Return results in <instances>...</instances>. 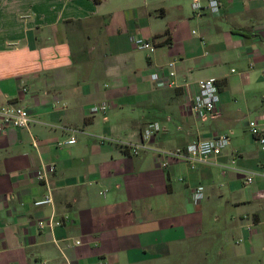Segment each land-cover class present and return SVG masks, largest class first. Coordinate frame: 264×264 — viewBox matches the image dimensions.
<instances>
[{
	"label": "crops",
	"instance_id": "0c3cea01",
	"mask_svg": "<svg viewBox=\"0 0 264 264\" xmlns=\"http://www.w3.org/2000/svg\"><path fill=\"white\" fill-rule=\"evenodd\" d=\"M191 2L0 0V106L34 119L0 132V264H264V152L247 126L264 107V0L200 15ZM169 62L175 84L158 87ZM201 78L220 92L205 120L190 109ZM151 122L152 147L229 143L208 163L164 168L121 143ZM48 191L53 203L35 206ZM50 217L61 224L37 227Z\"/></svg>",
	"mask_w": 264,
	"mask_h": 264
},
{
	"label": "built area",
	"instance_id": "2783aa9c",
	"mask_svg": "<svg viewBox=\"0 0 264 264\" xmlns=\"http://www.w3.org/2000/svg\"><path fill=\"white\" fill-rule=\"evenodd\" d=\"M191 9L196 15L202 14L203 10L208 9L211 13H218L220 10L219 0H206L205 3L200 0H192ZM130 42L138 50H152L154 45L150 39H146L141 35H131ZM173 63H168V71L160 72L155 77V84L158 87L173 86L175 84V71ZM197 91L193 96L190 109L192 113L200 120L216 117L219 115L220 92L214 80L209 78H201L196 81ZM107 104L102 102L90 107V112L95 114L105 112ZM34 122L33 117L28 111L20 106L12 104H4L0 106V132L7 127H23L29 129L31 123ZM247 126L250 133L258 142L261 150L264 152V107L259 116L248 120ZM161 129L158 122L147 124L140 133V138L137 141L121 142L130 154L137 155L143 150H151L158 157L159 164L162 167H168L171 160H179L188 162L191 167L198 163H208L212 158L219 155L228 145L229 138L226 134H218L210 138L194 140L185 146L176 147L173 149H160L150 146L153 136ZM75 131V130H74ZM100 140H106L104 136L99 137ZM33 145L36 146V138L32 137ZM75 137L72 135L63 143H74ZM55 166L53 164L42 166L37 172V178L46 180L48 175L53 172ZM264 177V171L260 172ZM246 184H251L253 176L246 175ZM104 195V194H103ZM203 198V190L201 187H195L192 193V200L195 204ZM53 203V197L50 191L43 197L34 200L35 206L47 205ZM61 224V220L50 217L48 219L38 220L36 225L39 229L52 230L55 226ZM78 243V241L76 242Z\"/></svg>",
	"mask_w": 264,
	"mask_h": 264
},
{
	"label": "rangeland",
	"instance_id": "374dc122",
	"mask_svg": "<svg viewBox=\"0 0 264 264\" xmlns=\"http://www.w3.org/2000/svg\"><path fill=\"white\" fill-rule=\"evenodd\" d=\"M149 1H151V2H153V1H155V0H149ZM187 0H185V2H186Z\"/></svg>",
	"mask_w": 264,
	"mask_h": 264
}]
</instances>
